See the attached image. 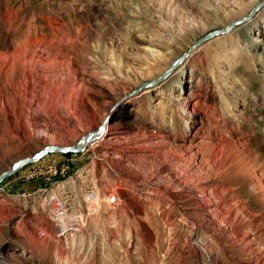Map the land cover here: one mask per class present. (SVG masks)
Returning a JSON list of instances; mask_svg holds the SVG:
<instances>
[{"label": "rangeland", "instance_id": "obj_1", "mask_svg": "<svg viewBox=\"0 0 264 264\" xmlns=\"http://www.w3.org/2000/svg\"><path fill=\"white\" fill-rule=\"evenodd\" d=\"M78 144L0 183V264H264V0H0V175Z\"/></svg>", "mask_w": 264, "mask_h": 264}, {"label": "built area", "instance_id": "obj_2", "mask_svg": "<svg viewBox=\"0 0 264 264\" xmlns=\"http://www.w3.org/2000/svg\"><path fill=\"white\" fill-rule=\"evenodd\" d=\"M67 173L68 172H67L65 166L58 167V165L52 164V165L46 167V169H43L41 167L38 169H29L26 173V178L28 180H31V179L41 177L43 179V181H42L41 185L36 188V190L41 191L43 189H46L47 184H49V185L56 184L57 185L56 187H58L60 185L59 183H60L61 179L63 181V179L66 177ZM62 183H64V181ZM44 184H45V186H44ZM57 193H58V191H57ZM47 195H50V193ZM94 197H95L94 194L88 195L87 202H89L90 199H93ZM65 202H66V200L62 197L61 199L54 201V203H52V201H49L48 205L54 204V209L58 208L57 210H59V211H67V213H69L68 210L66 209V204H64ZM55 205H56V207H55ZM70 219H72V218H70ZM54 221L56 224L59 223L58 220H54ZM57 227H58V225H57ZM59 230H61V232H63L64 231L63 226H59Z\"/></svg>", "mask_w": 264, "mask_h": 264}, {"label": "water", "instance_id": "obj_3", "mask_svg": "<svg viewBox=\"0 0 264 264\" xmlns=\"http://www.w3.org/2000/svg\"><path fill=\"white\" fill-rule=\"evenodd\" d=\"M215 34L216 33L210 34L208 37H206V39L215 35ZM86 140H87L86 137L83 138L79 144H83V147H84ZM79 144L77 146H72V147H61V146H56V145L55 146L54 145L49 146L33 157H27V158L21 159L10 170L5 171L2 175H0V183H2L6 178L15 175L17 172H19L26 165H28L30 163L37 162L50 153H54V152L71 153V152L79 151V148H80Z\"/></svg>", "mask_w": 264, "mask_h": 264}, {"label": "bare ground", "instance_id": "obj_4", "mask_svg": "<svg viewBox=\"0 0 264 264\" xmlns=\"http://www.w3.org/2000/svg\"><path fill=\"white\" fill-rule=\"evenodd\" d=\"M20 116H21V115H20ZM20 118H21V117H20ZM20 118H19V120H20ZM7 119H8V118H7ZM22 119H23V118H22ZM15 120H16V119H15ZM21 121H22V120H21ZM16 122H17V120H16ZM147 199H148V198H147ZM146 201H147L146 203L152 204L151 201H149V200H146ZM154 206H155V204H154ZM165 207H166V206H165ZM165 207H164V209H166ZM161 208H162V207H161ZM177 215H178V214H177ZM168 218H169V217H168ZM170 220H171V218H170ZM172 221H173V220H172ZM171 223H172V222H171ZM167 225H170V224H167Z\"/></svg>", "mask_w": 264, "mask_h": 264}]
</instances>
